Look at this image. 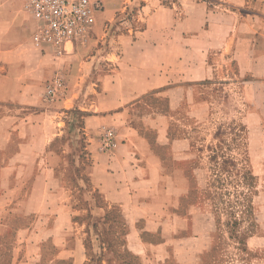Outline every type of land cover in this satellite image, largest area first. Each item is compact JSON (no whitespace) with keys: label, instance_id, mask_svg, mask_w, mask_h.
Instances as JSON below:
<instances>
[{"label":"crops","instance_id":"0c3cea01","mask_svg":"<svg viewBox=\"0 0 264 264\" xmlns=\"http://www.w3.org/2000/svg\"><path fill=\"white\" fill-rule=\"evenodd\" d=\"M152 2L137 42L123 34V46L102 49L93 36L56 55L33 44L24 0H0V208L27 196L53 213L40 264L222 261L215 225L191 197L194 127L179 111L221 106L230 87L228 100L244 89L264 120V0H188L185 30L173 8ZM57 70L68 90L54 102L45 86ZM67 229L73 237L60 236Z\"/></svg>","mask_w":264,"mask_h":264},{"label":"rangeland","instance_id":"374dc122","mask_svg":"<svg viewBox=\"0 0 264 264\" xmlns=\"http://www.w3.org/2000/svg\"><path fill=\"white\" fill-rule=\"evenodd\" d=\"M159 1L162 6L176 11L179 26L184 25L179 30H185L188 23L181 20L186 21L189 13L194 14L188 0ZM198 1L213 7L215 0ZM154 11L152 0H104L101 22L97 23L89 40L95 36L102 49L123 46L118 35L133 36L132 40L137 42L138 32L147 28L146 18ZM89 40L81 46L87 48ZM217 89L215 87L213 93L215 97L219 94ZM223 91L227 96L221 106L215 100L210 110L205 112L208 107L202 106L204 113L199 111L196 116L189 114L186 105L179 111L194 127L189 134L193 147L188 165L191 197L215 225L214 247L222 260L218 264H227V259L229 264H264V120L254 115L255 111L251 112L249 103L244 100V89L242 99L236 97L235 104L228 100L233 98V88L226 87ZM21 185L27 195L31 181ZM48 186L55 188L57 181L49 182ZM27 198H18L16 204L11 203L12 196L1 200L0 264H35V261L40 264L38 243L48 237L47 228L54 217L46 209L32 208ZM32 222L35 229L15 228ZM74 232L67 229L60 236L73 237Z\"/></svg>","mask_w":264,"mask_h":264},{"label":"built area","instance_id":"2783aa9c","mask_svg":"<svg viewBox=\"0 0 264 264\" xmlns=\"http://www.w3.org/2000/svg\"><path fill=\"white\" fill-rule=\"evenodd\" d=\"M24 7L35 22L33 44L61 55L74 45L87 44L103 0H24ZM67 83L66 74L55 71L46 83L45 98L60 100L68 90ZM104 141L107 148L112 146V131Z\"/></svg>","mask_w":264,"mask_h":264}]
</instances>
